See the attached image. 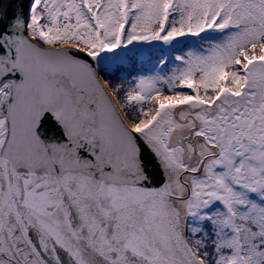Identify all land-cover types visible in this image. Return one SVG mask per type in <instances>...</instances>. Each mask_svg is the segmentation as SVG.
Here are the masks:
<instances>
[{
    "label": "snow or ice",
    "instance_id": "6c2138e0",
    "mask_svg": "<svg viewBox=\"0 0 264 264\" xmlns=\"http://www.w3.org/2000/svg\"><path fill=\"white\" fill-rule=\"evenodd\" d=\"M0 264H264V0H0Z\"/></svg>",
    "mask_w": 264,
    "mask_h": 264
},
{
    "label": "trees",
    "instance_id": "16d2710c",
    "mask_svg": "<svg viewBox=\"0 0 264 264\" xmlns=\"http://www.w3.org/2000/svg\"><path fill=\"white\" fill-rule=\"evenodd\" d=\"M150 69L151 63L146 57H137L134 60L126 61L123 64L122 70L113 74V83H125V86H127V81L132 80L134 77L149 75Z\"/></svg>",
    "mask_w": 264,
    "mask_h": 264
},
{
    "label": "water",
    "instance_id": "95a60500",
    "mask_svg": "<svg viewBox=\"0 0 264 264\" xmlns=\"http://www.w3.org/2000/svg\"><path fill=\"white\" fill-rule=\"evenodd\" d=\"M103 83V82H102Z\"/></svg>",
    "mask_w": 264,
    "mask_h": 264
}]
</instances>
